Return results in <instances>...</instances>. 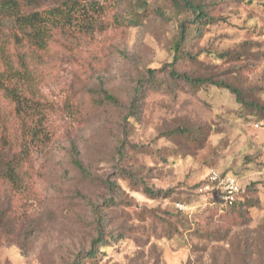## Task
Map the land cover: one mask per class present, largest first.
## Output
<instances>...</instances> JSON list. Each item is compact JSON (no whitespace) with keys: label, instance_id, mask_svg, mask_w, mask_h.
Here are the masks:
<instances>
[{"label":"rangeland","instance_id":"rangeland-1","mask_svg":"<svg viewBox=\"0 0 264 264\" xmlns=\"http://www.w3.org/2000/svg\"><path fill=\"white\" fill-rule=\"evenodd\" d=\"M26 1L43 9L58 0ZM79 1L127 15L137 0ZM202 1L217 21L189 41L199 56L183 65L264 106V0ZM146 2L139 26H109L97 35L104 45L99 72L82 67L84 56L58 57V50L43 68L38 89L57 110L50 117L52 140L30 148L36 198L20 230L10 223L11 212L0 208V264H264V120L243 117L247 111L226 89L170 82L162 69L190 13L180 0ZM209 52L240 56L216 62ZM148 70H156L155 84H147ZM138 80L145 93L139 113L130 117ZM100 82L119 106L93 113L91 93ZM67 102L79 117L64 110ZM71 147L85 173L71 164ZM209 170L241 177L240 215L194 192ZM101 234L109 242L94 246L97 256L77 261Z\"/></svg>","mask_w":264,"mask_h":264},{"label":"trees","instance_id":"trees-1","mask_svg":"<svg viewBox=\"0 0 264 264\" xmlns=\"http://www.w3.org/2000/svg\"><path fill=\"white\" fill-rule=\"evenodd\" d=\"M180 4L190 13V19L188 23H179L178 34L172 44L171 62L162 69L169 81L175 85L188 84L193 88L212 85L226 89L247 111L243 117L249 119L257 116L264 120V106L246 99L240 89L223 80L194 76L186 70L183 64L196 62L199 56V52L193 53L188 47L189 41L200 38L206 28L217 20L202 0H180ZM107 9L113 14L102 21V17L107 18ZM116 10L118 8L102 6L96 1L58 0L51 7L39 9L26 0H0V208L5 207L13 215L10 223L19 226L15 231L24 225L25 220L23 225L22 220L27 218V204L36 198L30 148L51 142L50 117L57 111L45 101L38 89L45 80L43 68L56 58L58 50V57L84 56L82 67L94 72L102 70L104 45L97 35L105 32L109 26L121 29L139 26L148 8L146 0H137L130 14L125 15L119 10L116 13ZM208 56L216 62H223L227 58L236 60L240 55L235 52H209ZM147 72V84H155L156 70ZM145 88L142 81L138 80L132 89L127 107L130 117L139 113ZM91 95L89 110L93 113L106 105L119 106L117 98L104 89L101 82ZM65 104L64 110L70 116H80V111L74 105ZM181 133H185L184 130H180ZM188 133V139L197 141L196 136ZM71 164L81 173L86 172L75 147H71ZM204 183L205 177L195 190ZM144 188L150 197L155 198V192ZM243 197L232 206L222 207L224 212L240 215ZM208 200L220 206L214 199ZM106 242L109 239H103L102 234L97 236L89 251L77 261L95 258L97 249L94 246H103Z\"/></svg>","mask_w":264,"mask_h":264},{"label":"built area","instance_id":"built-area-1","mask_svg":"<svg viewBox=\"0 0 264 264\" xmlns=\"http://www.w3.org/2000/svg\"><path fill=\"white\" fill-rule=\"evenodd\" d=\"M246 186L237 176L231 173H220L209 170L205 176V183L196 191L197 195L206 199L212 198L222 207L232 206L245 194ZM180 210H186L182 204H176Z\"/></svg>","mask_w":264,"mask_h":264}]
</instances>
